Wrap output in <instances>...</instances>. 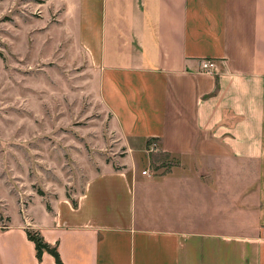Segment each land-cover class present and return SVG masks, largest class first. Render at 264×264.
I'll return each instance as SVG.
<instances>
[{"label":"crops","instance_id":"0c3cea01","mask_svg":"<svg viewBox=\"0 0 264 264\" xmlns=\"http://www.w3.org/2000/svg\"><path fill=\"white\" fill-rule=\"evenodd\" d=\"M61 1L126 164L31 227L63 264H264V0ZM149 139L178 163L143 174ZM24 229L2 253L56 264Z\"/></svg>","mask_w":264,"mask_h":264},{"label":"rangeland","instance_id":"374dc122","mask_svg":"<svg viewBox=\"0 0 264 264\" xmlns=\"http://www.w3.org/2000/svg\"><path fill=\"white\" fill-rule=\"evenodd\" d=\"M64 9L61 0H0L1 231L32 228L63 200L76 206L94 173L126 164L96 69L74 44ZM153 143L137 155L139 170L178 163L150 151ZM14 260L0 249V264Z\"/></svg>","mask_w":264,"mask_h":264},{"label":"trees","instance_id":"16d2710c","mask_svg":"<svg viewBox=\"0 0 264 264\" xmlns=\"http://www.w3.org/2000/svg\"><path fill=\"white\" fill-rule=\"evenodd\" d=\"M148 142V141H147ZM49 209V207H47ZM26 237L34 244L35 257L40 262L43 253L50 254L56 264H63L58 253L57 244H50L41 235L39 230L33 228L24 229Z\"/></svg>","mask_w":264,"mask_h":264},{"label":"built area","instance_id":"2783aa9c","mask_svg":"<svg viewBox=\"0 0 264 264\" xmlns=\"http://www.w3.org/2000/svg\"><path fill=\"white\" fill-rule=\"evenodd\" d=\"M200 66H201V70L203 72H206V73H212V69L214 67V61L213 60H210V59H204L201 61L200 63ZM156 149V144L155 142L149 146V150H155ZM143 174L146 173V170H143L142 171Z\"/></svg>","mask_w":264,"mask_h":264}]
</instances>
